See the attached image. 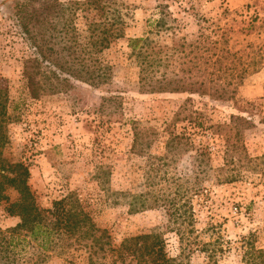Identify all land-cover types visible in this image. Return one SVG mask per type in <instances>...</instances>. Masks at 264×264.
I'll use <instances>...</instances> for the list:
<instances>
[{
  "label": "rangeland",
  "instance_id": "374dc122",
  "mask_svg": "<svg viewBox=\"0 0 264 264\" xmlns=\"http://www.w3.org/2000/svg\"><path fill=\"white\" fill-rule=\"evenodd\" d=\"M11 1L0 0V76L12 100L4 157L29 166L41 208L73 193L95 224L81 245L68 241L48 251L22 236L18 258L86 264V246L106 230L103 240L111 245L94 256L103 264H119L107 250L144 233L161 234L180 264H252V250H264V0H117L125 34L101 55L107 83L41 100L28 96L24 63L33 50L11 17ZM203 28L207 36L216 32L219 46L193 72L173 65L147 71L138 49L129 46L132 38H143L140 47L149 51L176 41L192 45ZM178 76L206 83L209 94L150 92L151 83ZM233 88L236 98L220 97ZM109 93L119 94L120 102L102 110ZM251 113L256 126L243 134L245 150L230 148L217 125ZM178 115L186 119L174 123ZM135 124L150 133L141 152L132 149ZM171 133L187 140L178 147ZM17 198L10 192L11 202ZM7 206L0 204L2 230L20 222Z\"/></svg>",
  "mask_w": 264,
  "mask_h": 264
},
{
  "label": "trees",
  "instance_id": "16d2710c",
  "mask_svg": "<svg viewBox=\"0 0 264 264\" xmlns=\"http://www.w3.org/2000/svg\"><path fill=\"white\" fill-rule=\"evenodd\" d=\"M116 4L117 0H83L71 1L69 4L60 0H12L7 4L12 19L33 50L32 57L24 63V79L29 98L41 100L49 95L69 92L83 84L98 88L107 83L109 75L105 73L108 71L102 63L101 55L125 34L123 19L115 9ZM80 11L85 20L84 28L78 27L76 22ZM202 31L197 42L192 45L178 44L176 41L170 47L158 46L149 51L144 46L140 47L143 38H132L129 46L134 51L138 49L143 58V66H150L147 71L151 67L166 65L169 68L173 65L177 72H193L194 67L203 62L204 55L212 53L219 46V40L215 39L216 32L212 37L206 35V28ZM221 63L222 58L219 56L217 65L220 68L223 66ZM142 69L145 72V68ZM178 78L151 83L150 92L209 94L206 83L196 84ZM236 95L237 89L233 88L231 91L223 90L220 97L234 99ZM120 99L121 96L116 93L104 95L101 109L111 108ZM250 105L253 109L256 107ZM11 108L10 88L0 76V204H7L8 215L20 219L12 229L0 228V264H27L18 258L17 253L22 236L29 238L39 249L48 251L58 245H67L68 241L81 245L82 239H90V231H94L95 224L73 193L54 201L50 208L38 205L29 185V166L22 162L12 163L4 157L9 141L8 128L12 122ZM183 119L186 118L178 115L174 123ZM230 119L229 124L217 125V134L229 142L230 148L237 150L240 147L245 150L244 144H241L243 134L245 130L256 126V116L252 113L248 116L232 114ZM133 130L132 149L141 152L146 149V136L150 133L139 127V124H135ZM173 133L170 136L172 140H177L180 147L187 138ZM10 192L18 194L16 201L11 202ZM130 211L137 213L139 208ZM103 233V237L93 238L91 244L86 246L89 247L86 264H103L94 259L100 251L106 250L105 245H111L109 241L103 240L106 230ZM166 248V241L161 234L144 233L125 238L119 247H111L107 251L117 256L114 263L119 261V264H180L168 255ZM252 251L257 256L252 264H264V250Z\"/></svg>",
  "mask_w": 264,
  "mask_h": 264
}]
</instances>
